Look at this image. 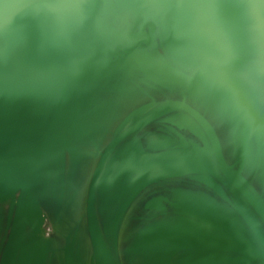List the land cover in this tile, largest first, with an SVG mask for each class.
Wrapping results in <instances>:
<instances>
[{"label":"rangeland","instance_id":"1","mask_svg":"<svg viewBox=\"0 0 264 264\" xmlns=\"http://www.w3.org/2000/svg\"><path fill=\"white\" fill-rule=\"evenodd\" d=\"M0 264H264V0H0Z\"/></svg>","mask_w":264,"mask_h":264},{"label":"bare ground","instance_id":"2","mask_svg":"<svg viewBox=\"0 0 264 264\" xmlns=\"http://www.w3.org/2000/svg\"><path fill=\"white\" fill-rule=\"evenodd\" d=\"M34 215H35V217H37V213L36 212L34 213Z\"/></svg>","mask_w":264,"mask_h":264}]
</instances>
